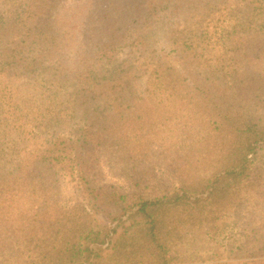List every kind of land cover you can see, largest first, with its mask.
<instances>
[{"label": "trees", "instance_id": "obj_1", "mask_svg": "<svg viewBox=\"0 0 264 264\" xmlns=\"http://www.w3.org/2000/svg\"><path fill=\"white\" fill-rule=\"evenodd\" d=\"M0 1V264L264 257V74L239 58L264 0ZM165 22L177 64L146 44ZM64 174L85 203H60Z\"/></svg>", "mask_w": 264, "mask_h": 264}, {"label": "rangeland", "instance_id": "obj_2", "mask_svg": "<svg viewBox=\"0 0 264 264\" xmlns=\"http://www.w3.org/2000/svg\"><path fill=\"white\" fill-rule=\"evenodd\" d=\"M93 0H69L70 6L73 8L64 9V5L61 4V9L67 13V16L72 12H78L80 10L85 11L89 8ZM75 2V3H74ZM101 3L106 7H110V1L105 0H94L93 4L95 8H93V12L97 9V4ZM118 4V3H117ZM117 4L114 2L113 7L117 9ZM0 8L3 10V5L0 1ZM112 24L116 29L118 26L117 18L111 13ZM171 20L176 23V27L181 28L183 26V17L171 18ZM170 23H161L158 26L152 28L147 35L146 44L150 49H155L160 51L161 53L166 55L173 63L177 64L178 61L170 52L169 47L167 45L166 35L168 34L167 27ZM255 48L253 49H243L240 51L239 58L244 63V66L248 68L250 71L261 72L264 74V36L261 37L256 35L254 41ZM76 46L75 43L69 46V48ZM75 48V47H74ZM73 48V49H74ZM130 51V52H129ZM140 52V50H138ZM137 52L136 49L133 51L130 48H125L119 50V52L115 55L113 64H106L104 66L105 69L110 70L112 67H122L126 66V60L129 59V56H133V53ZM24 78L18 80V78H1L2 82H5L7 85L15 86L17 84L22 83ZM138 89L142 90L144 88L145 83V74L141 76L137 80ZM104 159V158H102ZM99 184H104L107 186H113L117 191L126 193L129 191V182L128 180L120 175L115 168H111L109 165L105 163V161L100 159L99 163ZM85 193L82 192V187L79 186L76 180H73L69 177V175H61L58 179V200L63 205H70L76 202H86ZM263 258V257H261ZM252 258H230L221 261L217 260H206V261H193L187 262L184 264H249V261ZM255 259V258H254Z\"/></svg>", "mask_w": 264, "mask_h": 264}, {"label": "crops", "instance_id": "obj_3", "mask_svg": "<svg viewBox=\"0 0 264 264\" xmlns=\"http://www.w3.org/2000/svg\"><path fill=\"white\" fill-rule=\"evenodd\" d=\"M249 261H251L249 264H264V257L263 258L250 259Z\"/></svg>", "mask_w": 264, "mask_h": 264}]
</instances>
